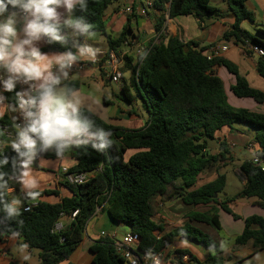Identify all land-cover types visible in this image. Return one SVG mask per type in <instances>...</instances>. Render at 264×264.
<instances>
[{"label": "trees", "instance_id": "trees-1", "mask_svg": "<svg viewBox=\"0 0 264 264\" xmlns=\"http://www.w3.org/2000/svg\"><path fill=\"white\" fill-rule=\"evenodd\" d=\"M120 0H88L86 12L74 10L72 18L83 17L93 25L96 33L107 37L111 50H115L126 40L127 30L117 40L107 35L104 24V12L109 5ZM234 16V23L224 34V39L233 40L243 54L256 58V69L264 79V55H256L251 48H258L264 53V29L258 28V36L244 30V21H253V14L247 9L249 0H224ZM8 12L23 13L19 8L8 7ZM218 14L210 0H171L169 16H193L202 27V23ZM160 26V24H159ZM64 29L66 43L50 42L43 37L45 46L42 53H75V43ZM80 35V34H79ZM82 37V35H80ZM244 47V48H243ZM209 47H200L194 41L182 42L178 37H169L148 48L143 57L139 72H133V84L141 98L147 113L145 126L138 130L117 127L103 121L90 110L82 108L100 127L113 133V146L105 153H100L91 146L73 148L75 165L69 168L74 173H93L81 185L62 183L71 196L61 197L58 189L39 191L37 204L29 212L22 211L16 220H8L0 211V230L15 229L20 231L23 244L31 251L37 250L40 264H60L70 258L83 242L87 223L95 215L97 208L104 206L109 219L114 223L126 225L130 231L141 238L140 252L165 250L175 237H186L209 249L218 245L210 235L191 225L193 222L210 226L221 231L219 217L211 212H192L187 214L189 221L184 226L159 236V227L153 221L157 214V201L182 199L187 205L208 206L219 204L234 218L238 216L228 207L232 200L224 196L226 177H218L198 189V175L203 171L226 161V144H221L219 155L207 151V140L215 139L224 128H233L235 124H245L255 131L256 156L264 160V114L247 108H237L230 104L224 82L216 72L223 67L233 76L234 84L230 91L238 99H251L257 104L264 103V91L251 86L246 76L240 73L237 64L222 58L208 57ZM129 63V62H128ZM70 83L79 89L78 82ZM123 98L129 102L132 97L124 85L121 89ZM12 127L7 117L0 118V139L6 142L3 128ZM5 144L0 149V159L5 156L9 164L0 169L11 173V160L16 153ZM133 151L127 158V153ZM44 156L56 157L54 150L43 153ZM236 173L245 181L242 198H255L264 210V171L252 160H245ZM215 195L217 197L215 198ZM56 196L57 202L42 200ZM224 196L223 202L220 201ZM9 200L12 197L8 194ZM78 211L72 218V214ZM67 218L69 223L61 231L55 225ZM22 220L20 225L16 221ZM10 236V231L0 236V241ZM253 242L254 246L264 251V215H251L244 218V229L237 236L238 246ZM91 264H123V259L114 251L109 238H99L91 247ZM189 254L188 251H180ZM191 264H201L194 256ZM176 264H184L177 262ZM206 264H224V259L210 252Z\"/></svg>", "mask_w": 264, "mask_h": 264}, {"label": "crops", "instance_id": "crops-1", "mask_svg": "<svg viewBox=\"0 0 264 264\" xmlns=\"http://www.w3.org/2000/svg\"><path fill=\"white\" fill-rule=\"evenodd\" d=\"M254 0H249L247 5H249ZM264 6V0H258ZM147 2H151L153 7L148 11L146 16H139L136 13L128 14L125 12L126 8H132L133 10L137 9L140 5H143ZM225 3V1H224ZM218 10V9H217ZM62 13L63 18L68 16L63 8L59 9ZM223 11V12H222ZM12 12L5 13V17ZM17 14V18L20 21L17 23L16 27L18 32L21 33L22 37V18L23 13L15 12ZM215 21H211L209 23L206 20L202 23V27L199 26L198 21L191 15L189 16H177L175 18H170L169 16V5L164 0H120L112 3L107 7L104 12L103 20L107 30V35L111 37L112 40H117L124 30H127L126 40L120 46L116 47L115 51L117 54L127 53L128 54V62L125 66H122V75L124 85L128 88L125 82V71H130L132 75L133 81V66L136 64L139 56L137 55L139 48H150L152 45L159 43L161 40H167L169 37H178L182 42L187 43L190 41H194L200 44V47H209L206 51V55L211 57L210 48L212 47H226L228 51L225 54H220L219 57L225 58L235 64L238 65L240 73L246 76L247 79L252 78H261L256 69V56L248 57L243 54L239 45H236L233 40H230L233 43V48H229L227 44L224 43V34L227 30H229L234 23V16L230 12V10H226L225 8L218 11V14L214 16ZM212 19V18H211ZM160 24V26H159ZM264 26V23H263ZM264 29V28H263ZM69 37V36H68ZM70 38V37H69ZM73 43H75V53L77 52V47L83 44L93 45L95 48L100 49V53L96 59H103V54L111 51L108 45L107 37L97 33L95 39L89 40L85 36L77 33L70 38ZM36 46L42 49L45 46L44 38L42 37L40 41L36 42ZM235 53V54H233ZM49 56L59 54V53H45ZM104 60V59H103ZM88 64V67L80 72L71 71L70 78L68 82H78L79 83V91L82 83L88 82L92 80L93 82H98L101 80L105 81L106 84H110L112 81L99 69L90 64L91 60L88 58H81L80 61ZM217 74L224 82L225 91L226 88L234 84V78L230 75L227 70L223 67H218L216 69ZM264 80V79H263ZM250 81V80H248ZM251 86L252 83L250 82ZM261 87L260 90L264 91V82L259 81ZM136 90V89H135ZM137 93V91H136ZM232 93V92H231ZM227 94V93H226ZM81 95V94H80ZM138 95V94H137ZM233 95V94H232ZM103 99V102L106 106L111 104V101L102 93H98V97ZM96 97V96H95ZM228 97V95H227ZM82 99V108H89L90 101L93 103H97V101L92 98L90 101H86L84 98ZM141 99V98H140ZM229 102L231 99L228 97ZM245 104V107L252 111L260 112L264 114V103L257 104L251 99H242ZM142 101V100H141ZM143 105V103H142ZM125 114L129 116V121L131 124V119L139 120L143 117L135 113L133 110L126 109L124 110ZM146 113V111H145ZM147 115V113H146ZM4 117L12 120L14 117V112H8ZM147 118L145 119V123ZM120 123L122 120H119L117 124H114L117 127H120ZM144 125H125V129L130 130H138L145 126ZM130 126V127H129ZM12 131L15 133V136H10L6 138V142L2 141L0 145V149L11 140L16 138V132L14 130H9V133L12 134ZM253 134V137H252ZM251 135V137H250ZM218 142L219 148L215 149V152L212 153L214 155H219L221 150V144H226V148L228 150V154L226 155L227 160L224 163H219L214 167H211L198 175L196 185L193 189H198L203 185L214 181L218 175L221 174V168H223L227 163L231 162L234 157V151L239 147L240 144H243L246 149L254 153L256 156L257 147L254 140V133H250L246 128H224L220 132L216 134L215 138ZM133 151H129L127 154L130 156L133 154ZM253 156V157H254ZM64 157V156H63ZM44 159H57V156L54 158L41 156V159L37 162L39 165H35L37 170H33V174L41 184L44 181H48V186H51L52 183H55L58 186V191L61 197H69L71 196L68 191L67 195H63L62 189L64 186L62 185V175L61 168L67 167L72 168L75 165V160L73 159V153L71 150V156L68 159L65 157L64 162H58L59 166L56 162H49ZM53 160V161H54ZM264 163V160H261ZM57 164V165H56ZM33 166V167H35ZM57 166V167H56ZM234 171L236 177L241 182V191L238 194V197L231 198L228 194L224 196L229 197L232 201L228 203V207L230 210L238 216V219L234 218L231 214L227 213L219 204L213 203L208 206H193L185 204L182 199H178L175 201H167L163 204V209L159 213V217L157 219H153L155 224L159 227L157 230V234L162 236L167 234L177 228H180L187 224L189 221L187 220V214L192 212H211L215 213L220 220L221 223V231H216L217 239L213 240L218 245V251L214 253V255L218 258L224 259V264H264V251L259 250L253 244V242H248L246 245L238 246L235 243V239L239 236L244 229V218L251 215H264V210L257 204V199L255 198H242L241 193L245 187V181L239 177ZM225 176V175H224ZM226 177V176H225ZM227 180V178H226ZM44 185V184H42ZM39 185V186H42ZM14 191H9V195L13 198H21L23 201L21 208L24 205H34L37 204L39 198L35 201L26 199L23 191L21 190V185L19 183L13 184ZM46 187V186H45ZM48 188H38L37 191H42ZM224 196H221L220 201L223 202ZM52 196L44 197L42 200L48 201L50 203H55ZM104 206H101V209L96 211L95 215L88 221L87 228L85 232V236L83 242L79 246V248L70 256L69 259L61 262L60 264H91L92 254L90 251V247L100 238V233L104 232V228L108 225L110 226L112 233L118 235V230L121 224L112 222L106 211H104ZM262 210V211H260ZM222 214H225L229 217L227 222L231 224V226L223 225L222 223ZM159 219L161 220L160 223ZM61 224L66 227L69 223L67 218H62L59 221ZM192 226L202 230L206 233V229L209 230L210 226L193 222ZM130 232V231H128ZM127 233V232H126ZM215 233V232H214ZM125 234V233H124ZM208 234V233H207ZM209 235V234H208ZM222 235V236H221ZM176 239V240H175ZM226 244V249L221 250L220 244L221 242ZM23 241L18 239H9L5 238L3 241H0V264H40V259L38 255V251H31L28 249L22 251L20 246L23 245ZM175 251L180 252V250L188 251V255H193L196 250L200 252V257H197V261L201 264H206V260L210 256V252L208 249L189 238L177 236L174 238L173 243ZM171 244V245H172ZM200 244L202 247L196 246ZM171 245H169L165 250H170ZM172 252V251H171ZM194 252V253H193ZM24 256H30V259L25 260ZM203 258V259H202ZM255 261V262H254ZM166 264H175L174 262H166ZM196 264V263H194Z\"/></svg>", "mask_w": 264, "mask_h": 264}, {"label": "clouds", "instance_id": "clouds-1", "mask_svg": "<svg viewBox=\"0 0 264 264\" xmlns=\"http://www.w3.org/2000/svg\"><path fill=\"white\" fill-rule=\"evenodd\" d=\"M9 5L24 13L23 38L16 27L20 22L17 14L12 12L5 17ZM61 8L68 18H63ZM77 8L86 12L88 0H0V69L7 73L6 78L0 76V85L5 92H13L18 82L28 85L27 89L15 93V104H5L7 98L0 94V118L8 112H19L23 118L22 124L14 123L16 138L7 145L16 153L11 160L12 171L0 170V211L8 220H16L22 215V201L7 198L11 181L21 185L26 199L35 201L41 195L37 191L39 181L33 174V164L41 153L54 150L61 158L73 148L90 145L95 151L105 153L113 146V133L98 126L82 111L79 89L66 83L72 76L73 65L81 58L95 61L100 49L83 44L77 47L76 53L69 50L49 56L36 46L42 37H47L50 42L66 43L65 28H71L89 40L95 39L97 33L92 24L83 17L72 18ZM8 164V157L0 159V169ZM16 222L23 224L22 220ZM9 231V239L21 237L20 231L15 229L0 230V236ZM27 247V244L20 246L22 251ZM220 249H226L223 241ZM208 251L214 254L215 246L210 245ZM145 257L152 264H163L151 249ZM23 258L28 260L30 256Z\"/></svg>", "mask_w": 264, "mask_h": 264}, {"label": "rangeland", "instance_id": "rangeland-1", "mask_svg": "<svg viewBox=\"0 0 264 264\" xmlns=\"http://www.w3.org/2000/svg\"><path fill=\"white\" fill-rule=\"evenodd\" d=\"M210 4L214 7H216L219 12L221 10H223L224 8L226 10H229L227 7V4L224 3V0H210ZM247 9L253 14V21L254 22H251L249 20L244 21L242 23L241 27L244 30L251 33L252 35L258 36L256 29H258V28L263 29L264 28V26H263V23H264V6L258 0H254L249 5H247ZM65 18H68V16H66ZM213 20L215 21V18L207 19L206 22L208 21L207 23H209ZM75 34H77V32H75L73 29H71V28L68 29V36L70 38H73V36ZM224 43L227 44V46H229V48H233V43L230 40L225 39ZM233 54H235V53H233ZM124 73H125L124 79H125L126 85L128 86L129 93L132 97L131 102H129L123 98V94L121 92V89L124 86V82H121L118 84V83H115L112 81L110 84H106L105 81L102 82L101 80H99L96 83L93 82L92 80H89L88 82L82 83V85L80 86L81 98H84L86 101H90L89 99L94 98L97 101V103H93L92 101H90L91 104H89L88 110H90L92 113H94L96 116H98L99 118H101L105 122H108V123H111L114 125V124H117V122L119 120H122V123H120V125H121L120 128L126 127L125 125L126 124L128 125L130 123V121H129V116L127 114H125L124 110L130 109V110H133L135 113H137L138 115H140L143 118H141L139 120L131 119V124H129V125H132L131 127H133V125H142L143 126L145 123V119L147 118V115H146L145 110L143 108L142 101L136 93L135 86L133 84L132 75H131L130 71H125ZM248 80H250L249 82L252 83V87H254L256 89H261V87H262V86H260L259 81L264 82V80L261 78H254L255 81H253L252 78H249ZM98 93H102L106 97H108V99L111 101V104L109 106H106V104L103 102V99L101 98V96L98 97ZM226 93H227L228 97L231 99L230 104L232 106L237 107V108L245 107V104H244L245 101H243L242 99H238L234 95H232L229 87L226 88ZM234 127L237 129L246 128L247 130H249L250 133H254V137H255V131L245 124L237 123L234 125ZM250 137H251V135H250ZM252 137H253V134H252ZM217 148H219V145H218V142L216 139H208L207 140V151L210 154L214 153L215 149H217ZM234 154L235 155L233 157V160L231 162L227 163L223 168H221V172H220L221 174H224L227 178L226 185H225V194H228L231 198L238 197V194L241 191V182L236 177V175L234 173L235 169H238V167L243 163V161L251 160V159H253V156H254V153L249 151L248 149H246V147L243 144H240L239 147L235 149ZM70 156H71V151L66 153L64 155V157H61V158L57 157V159H55V160L54 159H44V158H43V160H46L49 162H56L59 166V163L61 161L64 162V160H67L68 157H70ZM126 156H127V158L129 157L128 154ZM65 157L67 159H65ZM224 162L225 161H221L220 163H224ZM33 170H37L36 166L33 167ZM42 184H44V185H42ZM48 184H49L48 181H44L41 184H39V185H42V186H39V188L40 187L41 188H48L45 190H56V189H58V186H56L55 183H52L51 186H48ZM61 189H62V193L64 196L68 194V190L66 189V187H63ZM51 198L54 201L58 200V198L56 196H52ZM17 199H21V198H17ZM164 203H166V201H163L161 199H159L157 201V204H156L157 214L154 217L155 219H157L159 217V213L163 209ZM22 204H23V201H22ZM260 211H262V210H260ZM228 218L229 217H227L225 214H222L223 225L231 226V224H229L227 222V220H229ZM160 222H161V220L159 219L158 223H160ZM103 231L105 233L112 234L111 231H113V230H111L110 226L108 225L106 228H104ZM128 231H130V228L126 225L121 224L119 227V230L117 232L118 233V235H117L118 239H120L122 237V235H124V233H126ZM205 231L214 240L217 239L215 234L220 236L211 227L209 228V230L206 229ZM196 246L202 247L200 244H197ZM173 247H174V244L171 245L170 250H168V251H175V249ZM203 249L206 250L205 248H203ZM180 251H184V250H180ZM193 255H195L194 258L197 259V257H200V252L198 250H196ZM200 263H202V262L200 261Z\"/></svg>", "mask_w": 264, "mask_h": 264}, {"label": "built area", "instance_id": "built-area-1", "mask_svg": "<svg viewBox=\"0 0 264 264\" xmlns=\"http://www.w3.org/2000/svg\"><path fill=\"white\" fill-rule=\"evenodd\" d=\"M167 2L168 5H170L171 0H164ZM153 7V4L151 2H147L143 5H140L137 9L133 10L132 8H126L125 12L128 14H134L136 13L139 16H146L148 11ZM24 15V13H23ZM244 48V47H243ZM254 53L258 56L264 55L262 51H260L258 48H251ZM211 57L218 56L220 54H225L228 49L226 47H212L210 48ZM148 48H139L137 55L139 56L136 64L133 66V72L135 71V75L138 74L139 68L142 62L144 54L147 53ZM103 59H96L95 61H91L90 64L92 66H95L97 69H99L102 73H104L111 81L115 83H121L123 81V75H122V66H125L128 63V54L127 53H120L117 54L115 51L111 50L108 53L103 54ZM88 67L87 63L84 62H76L71 71L80 72L85 70ZM0 76H4L6 78L7 73L0 69ZM28 88V85L18 82L16 85V88L13 92H5L3 91L2 85H0V94L4 95L7 99L5 100V104H15V93L17 91H22ZM14 117H16V120H11L12 127H5L3 128V133L5 137L15 136V133L12 131V134L9 133V130H14L16 132V129L14 127V123H23V118L20 115L19 112H14ZM2 144V140L0 139V145ZM41 154L38 156L37 160L34 162L33 166L37 164V162L41 159ZM252 162L258 166L261 167V169L264 171V163L259 159L257 156H254L253 159H251ZM93 173H74L70 172L69 168L63 167L61 168V175H62V181L63 183L73 184V185H81L84 182H86L90 176ZM16 182L13 180L10 182L11 189L9 191H12L14 188L13 184ZM34 205H24L22 207V211L29 212L32 210ZM101 207H98L97 210L99 211ZM78 211H75L72 214V218H74L77 215ZM64 225L58 222L55 225L56 231L63 230ZM100 238H109L112 241L114 251L117 255H119L123 259V264H152V261L149 259H146L145 253L146 252H140L139 251V245L141 243V238L133 232H127L120 239H118L117 234H108L105 232L100 233ZM156 256H159L163 262V264H166V262H182L184 264H191L190 256L187 254H181L178 251H166L162 250L160 252H153Z\"/></svg>", "mask_w": 264, "mask_h": 264}, {"label": "water", "instance_id": "water-1", "mask_svg": "<svg viewBox=\"0 0 264 264\" xmlns=\"http://www.w3.org/2000/svg\"><path fill=\"white\" fill-rule=\"evenodd\" d=\"M41 155L43 156V153H41ZM217 197V195H215V198ZM21 240L23 241V238H21Z\"/></svg>", "mask_w": 264, "mask_h": 264}]
</instances>
